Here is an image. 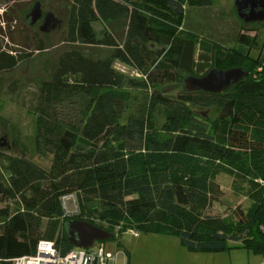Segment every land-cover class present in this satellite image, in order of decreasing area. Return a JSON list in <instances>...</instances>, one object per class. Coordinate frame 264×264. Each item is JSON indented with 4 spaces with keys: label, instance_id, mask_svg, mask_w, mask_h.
I'll return each instance as SVG.
<instances>
[{
    "label": "trees",
    "instance_id": "1",
    "mask_svg": "<svg viewBox=\"0 0 264 264\" xmlns=\"http://www.w3.org/2000/svg\"><path fill=\"white\" fill-rule=\"evenodd\" d=\"M211 5L71 1L66 41L113 51L97 60L79 50L62 54L52 79L38 86L35 160L0 150V203L7 204L0 209V264L34 255L42 241L72 250L64 233L69 220L112 234L130 229L177 236L191 253H222L238 245L263 255L264 65L261 54L251 57L257 38L240 34L242 49L216 50L212 69L250 73L228 91H163L212 70L197 69V40L181 29L187 7ZM118 21L126 22L122 44L96 27ZM33 56L0 50V72ZM115 62L141 76L121 73ZM221 173L243 184L253 202L236 222L211 212L219 201L214 179ZM69 194L77 198V215L65 214L61 199Z\"/></svg>",
    "mask_w": 264,
    "mask_h": 264
},
{
    "label": "rangeland",
    "instance_id": "2",
    "mask_svg": "<svg viewBox=\"0 0 264 264\" xmlns=\"http://www.w3.org/2000/svg\"><path fill=\"white\" fill-rule=\"evenodd\" d=\"M0 0V50L18 51L21 54L34 53L14 70L0 72V150L15 156H25L29 160L36 157L37 116L36 103L39 83L52 79L59 58L71 50H79L90 58L104 59L112 49L99 46L70 44L67 39L66 11L72 0ZM37 2H41L44 14L54 13L65 21V26L44 34L39 31L43 20L30 27L24 17ZM212 5L203 8H186L182 31L197 40V69L213 68V57L219 48L242 49L237 42L240 34L256 37L258 48L251 51L257 60L261 54L264 65V25L247 26L244 30L235 14L234 0H211ZM98 30L105 29L123 43L126 22H100ZM43 44V50L37 46ZM201 76V74H200ZM184 89L183 83L163 87V91L173 96ZM155 121L163 123L161 110L155 113ZM4 145V147H1ZM219 201L211 212L229 222L237 221V214L247 212L253 202L245 193L243 184L235 182L232 176L221 173L214 179ZM7 204L0 203V209ZM70 206V205H69ZM114 239L106 241L108 251L121 250L129 257V264H250L261 258L252 250L234 246L232 249L213 254L191 253L177 236L146 235L130 229L113 232Z\"/></svg>",
    "mask_w": 264,
    "mask_h": 264
},
{
    "label": "water",
    "instance_id": "3",
    "mask_svg": "<svg viewBox=\"0 0 264 264\" xmlns=\"http://www.w3.org/2000/svg\"><path fill=\"white\" fill-rule=\"evenodd\" d=\"M235 14L238 21L245 26L260 25L264 23V0H234ZM30 27L43 20L39 31L50 34L64 27L63 19L54 13L48 12L43 17L41 3L37 2L25 17ZM249 71L244 68L228 70L212 69L206 75L197 77L193 75L184 78V88L188 92L203 91L210 94H222L232 86L249 78ZM4 147V145H1ZM66 239L75 248L90 249L97 242H106L114 239V235L98 226L80 220H69L64 224Z\"/></svg>",
    "mask_w": 264,
    "mask_h": 264
},
{
    "label": "built area",
    "instance_id": "4",
    "mask_svg": "<svg viewBox=\"0 0 264 264\" xmlns=\"http://www.w3.org/2000/svg\"><path fill=\"white\" fill-rule=\"evenodd\" d=\"M114 67L121 73L131 75V77L141 76L136 71L129 70L120 62H115ZM259 70L261 71V69ZM61 201L67 216L79 213L75 195H65ZM12 264H129V257L126 252L121 250L108 251L106 242H97L90 249L74 247L68 252H62L56 247L55 243L42 241L34 255L17 258L13 260ZM260 264H264V253Z\"/></svg>",
    "mask_w": 264,
    "mask_h": 264
},
{
    "label": "flooded vegetation",
    "instance_id": "5",
    "mask_svg": "<svg viewBox=\"0 0 264 264\" xmlns=\"http://www.w3.org/2000/svg\"><path fill=\"white\" fill-rule=\"evenodd\" d=\"M5 1H8V0H5ZM11 2L12 3H15L16 1L15 0H11ZM41 3V2H40ZM35 6V5H34ZM34 8V7H33ZM32 8V9H33ZM41 8H42V12H43V17L45 16V14H44V8H43V5H42V3H41ZM32 9L30 10V11H28V12H26L25 13V15H24V17H27L29 14H30V12L32 11ZM47 14V13H46Z\"/></svg>",
    "mask_w": 264,
    "mask_h": 264
},
{
    "label": "crops",
    "instance_id": "6",
    "mask_svg": "<svg viewBox=\"0 0 264 264\" xmlns=\"http://www.w3.org/2000/svg\"><path fill=\"white\" fill-rule=\"evenodd\" d=\"M261 260H262V255H261V258L257 261H254L253 263H250V264H260L261 263Z\"/></svg>",
    "mask_w": 264,
    "mask_h": 264
}]
</instances>
